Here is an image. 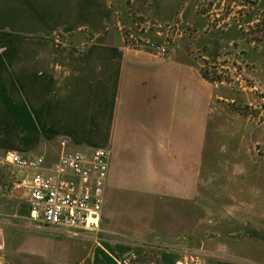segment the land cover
Returning <instances> with one entry per match:
<instances>
[{"label":"crops","instance_id":"obj_1","mask_svg":"<svg viewBox=\"0 0 264 264\" xmlns=\"http://www.w3.org/2000/svg\"><path fill=\"white\" fill-rule=\"evenodd\" d=\"M32 2L31 16L12 9V42L0 46L6 52L0 53V264H120L132 253L138 259L130 264H249L263 258L258 219L217 218L242 210L235 188L243 168L235 142L213 138L212 86L186 47L171 46L160 59L146 45L125 46L109 27L112 12L103 0L97 9L91 4L69 17L62 0ZM166 3L152 0L151 14L161 6L173 13L175 5ZM56 33L78 42H47ZM86 34L94 37L91 43L84 42ZM98 149L108 152V170L97 229L30 224L28 190L18 186L32 173L6 163V155L42 158L47 174L64 151L90 155ZM254 176L255 190L257 169ZM254 176L247 178L251 186ZM254 196L251 210L257 212ZM201 211L215 219L196 224ZM23 221L31 231L56 235H12ZM217 228L234 231L209 238ZM13 244L26 246L6 250Z\"/></svg>","mask_w":264,"mask_h":264},{"label":"rangeland","instance_id":"obj_2","mask_svg":"<svg viewBox=\"0 0 264 264\" xmlns=\"http://www.w3.org/2000/svg\"><path fill=\"white\" fill-rule=\"evenodd\" d=\"M104 1L110 5L112 12L109 27L116 32L125 46H147V42L164 45L168 56L171 46L184 45L198 62L201 75L212 86L211 108L215 130L213 138L226 145L235 142L238 148L232 150L239 151L236 157H239V163L243 168V179L239 181V185L237 182L235 188V192L242 193L238 192L236 195V199L240 197L242 200V210L232 213L219 212L216 213L217 218H225L227 214L231 216L229 218L240 221L258 219L260 224L264 225V0H169L166 4L170 6L174 4V12L161 6L163 9L156 11L157 18L151 14L152 0ZM101 2L102 0H66L64 3L62 0L60 4L64 7L62 13L69 17L81 7L91 4L97 9ZM13 8L24 16L28 14L31 16L36 11L32 0H0V16L3 12L8 18L7 23L0 19V46L12 42L9 34L10 14ZM46 11L48 14L50 10ZM23 23H26V20ZM84 38V42L87 43L94 39L87 34ZM26 40V37H20L19 42L26 43ZM47 42L62 44L78 41L72 35L56 33L48 38ZM225 150L231 151L229 148ZM245 169L249 171L247 176ZM256 169L258 177L254 190ZM252 172L253 186L250 185V179L247 180ZM255 192L258 198L257 212L251 210ZM25 205L23 200L19 201L20 209H24ZM211 215L212 212H196V224L198 219L214 220L216 215ZM12 223L16 224L17 221ZM25 223L26 221H23L20 224L23 227L19 231H11L12 235H56L48 232L36 233L27 228ZM237 229L243 232L245 228ZM226 230L234 231L217 228L209 231L208 236L211 238L218 233L226 234ZM259 238L264 241L262 228ZM25 246L26 244L7 245L6 250L10 252V249L18 247L21 250ZM259 256L263 258L246 262L264 264V249L260 250Z\"/></svg>","mask_w":264,"mask_h":264},{"label":"built area","instance_id":"obj_3","mask_svg":"<svg viewBox=\"0 0 264 264\" xmlns=\"http://www.w3.org/2000/svg\"><path fill=\"white\" fill-rule=\"evenodd\" d=\"M146 44L156 57L167 56L164 45ZM107 159L105 149L95 150L90 155L64 151L47 174L43 173L42 158L8 153L4 160L32 173L18 186L28 190L30 224L38 229L63 227L70 232H85L95 231L98 227L104 202ZM137 259V254L132 253L120 264H130Z\"/></svg>","mask_w":264,"mask_h":264}]
</instances>
